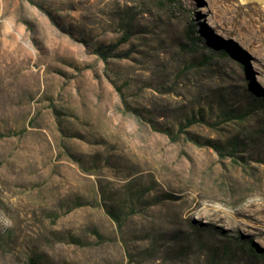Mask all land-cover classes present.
Returning <instances> with one entry per match:
<instances>
[{"label":"rangeland","instance_id":"obj_1","mask_svg":"<svg viewBox=\"0 0 264 264\" xmlns=\"http://www.w3.org/2000/svg\"><path fill=\"white\" fill-rule=\"evenodd\" d=\"M256 4L0 0V264H264Z\"/></svg>","mask_w":264,"mask_h":264},{"label":"crops","instance_id":"obj_2","mask_svg":"<svg viewBox=\"0 0 264 264\" xmlns=\"http://www.w3.org/2000/svg\"><path fill=\"white\" fill-rule=\"evenodd\" d=\"M259 3L264 4V0H259ZM256 5L259 7L260 10L263 9L264 11V7H260V4H256Z\"/></svg>","mask_w":264,"mask_h":264},{"label":"bare ground","instance_id":"obj_3","mask_svg":"<svg viewBox=\"0 0 264 264\" xmlns=\"http://www.w3.org/2000/svg\"><path fill=\"white\" fill-rule=\"evenodd\" d=\"M209 25H210L211 27H213V26H214L213 28H216V27H215V25H213V23H209ZM217 34H218V35H220V36H223V34H222V33H220V31H219V32H217Z\"/></svg>","mask_w":264,"mask_h":264}]
</instances>
